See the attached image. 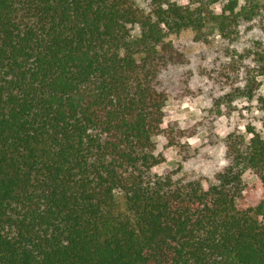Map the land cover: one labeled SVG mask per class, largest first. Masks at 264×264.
<instances>
[{
    "label": "trees",
    "instance_id": "1",
    "mask_svg": "<svg viewBox=\"0 0 264 264\" xmlns=\"http://www.w3.org/2000/svg\"><path fill=\"white\" fill-rule=\"evenodd\" d=\"M213 1L0 0V264H264L255 126L249 140L222 138L225 163L210 173L153 171L159 139L183 159L190 148L188 129L162 123L171 75L189 63L172 36L264 29V0H220L222 17ZM254 43L222 62L209 110L254 101L264 127ZM247 172L262 181L256 199Z\"/></svg>",
    "mask_w": 264,
    "mask_h": 264
},
{
    "label": "rangeland",
    "instance_id": "2",
    "mask_svg": "<svg viewBox=\"0 0 264 264\" xmlns=\"http://www.w3.org/2000/svg\"><path fill=\"white\" fill-rule=\"evenodd\" d=\"M177 1L185 3L188 0ZM221 6L220 0H214L212 3L214 12L220 17L223 16ZM172 39L178 49L186 54L189 63L171 75L175 85L171 87L162 123L167 125L177 120L183 128L188 129L191 134L184 136L183 140L189 143L190 148L188 158L183 159L178 148L169 146L165 139H159L163 157L161 163L153 168L158 179H164L166 174L176 170H178L176 175H180L182 170L210 173L220 168L226 160V148L222 138L232 130L237 131L245 140H249V129L255 126L264 138V127L258 121L260 112L254 101L235 100L233 104L236 108L230 116L215 117L209 110L212 95L219 90L214 78H220L225 71L226 62H222L231 60L234 54L239 58L236 51L257 48L255 40H260L264 48V29L244 23L234 28L228 37L217 35L210 43L195 40L194 34L189 30L173 35ZM259 79L260 91L264 92V76ZM186 87H189V90ZM245 179L247 181L245 192L248 198L260 197L262 181L259 177L247 172ZM254 216L258 222L261 221L259 209L254 211Z\"/></svg>",
    "mask_w": 264,
    "mask_h": 264
}]
</instances>
